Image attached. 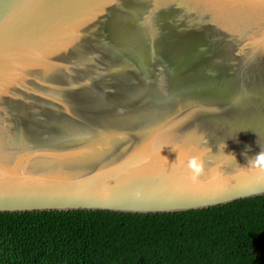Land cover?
<instances>
[{
	"label": "water",
	"instance_id": "1",
	"mask_svg": "<svg viewBox=\"0 0 264 264\" xmlns=\"http://www.w3.org/2000/svg\"><path fill=\"white\" fill-rule=\"evenodd\" d=\"M260 151L264 0H0V214L256 198Z\"/></svg>",
	"mask_w": 264,
	"mask_h": 264
},
{
	"label": "trees",
	"instance_id": "2",
	"mask_svg": "<svg viewBox=\"0 0 264 264\" xmlns=\"http://www.w3.org/2000/svg\"><path fill=\"white\" fill-rule=\"evenodd\" d=\"M0 264H264V196L166 214H0Z\"/></svg>",
	"mask_w": 264,
	"mask_h": 264
},
{
	"label": "clouds",
	"instance_id": "3",
	"mask_svg": "<svg viewBox=\"0 0 264 264\" xmlns=\"http://www.w3.org/2000/svg\"><path fill=\"white\" fill-rule=\"evenodd\" d=\"M253 168L260 174L258 178L264 179V151H260L254 156V159H249ZM188 167L193 170L195 174H199L202 171V165L198 162L196 157L189 160Z\"/></svg>",
	"mask_w": 264,
	"mask_h": 264
}]
</instances>
